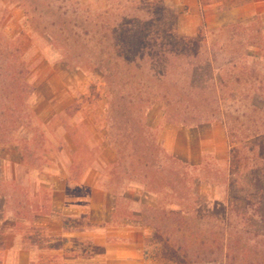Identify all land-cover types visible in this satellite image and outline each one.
Returning a JSON list of instances; mask_svg holds the SVG:
<instances>
[{
  "label": "rangeland",
  "instance_id": "1",
  "mask_svg": "<svg viewBox=\"0 0 264 264\" xmlns=\"http://www.w3.org/2000/svg\"><path fill=\"white\" fill-rule=\"evenodd\" d=\"M263 14L264 0H0V242L4 241L0 264L13 260L3 249L17 247L26 229L16 225L13 205H22L23 193L11 179L18 175L16 182L21 185L35 182V173L19 163L22 153L32 150L18 149L41 128L38 120H48L55 107L71 103L84 107L78 119L107 110L111 132L122 139L121 130L127 136L134 124L129 102L137 106L133 114L139 108L163 106L166 115L179 119L173 125L224 122L231 175L229 188L217 187L210 193L201 185V195L194 201L185 188L183 198L189 205L179 216L168 214L173 210L163 203L150 208L146 216L150 231L131 233L137 238L142 232L150 236L132 241L138 251L133 261L264 264ZM112 25L117 41L115 70L108 59L107 30ZM160 31L177 33L183 45L193 47L190 56L185 53L177 62L175 73L162 74L154 60L140 54ZM50 36H55L54 42ZM124 41H130L129 50ZM61 52L76 58L64 59ZM120 52L126 56L119 57ZM191 60L196 64L194 73L188 67ZM80 62L88 68L76 67ZM154 66L155 74L149 72ZM103 68L115 75L114 89H109ZM155 109L149 113L153 120L163 113ZM165 122L170 123L168 116ZM76 222L71 225H79ZM81 226L92 230L90 222L83 220ZM105 233L99 252L103 247L117 255L132 245L120 240L116 228L107 227ZM25 235V243L40 245L36 231L26 229ZM128 259L113 263L128 264Z\"/></svg>",
  "mask_w": 264,
  "mask_h": 264
},
{
  "label": "crops",
  "instance_id": "2",
  "mask_svg": "<svg viewBox=\"0 0 264 264\" xmlns=\"http://www.w3.org/2000/svg\"><path fill=\"white\" fill-rule=\"evenodd\" d=\"M71 105L57 106L48 120H38L41 128L36 129L44 135L46 151L33 148L22 153L19 163L35 173V182L18 187L23 201L14 216L16 225L36 231L40 245L25 243V229L17 247L3 249L6 258L13 257L4 264H114L127 258L128 264H136L138 251L132 241L150 236L142 232L137 238L131 233L150 231L146 219L150 208L163 203L181 213L189 205L183 198L185 188L193 201L201 195V185L210 193L217 187L229 188L230 145L224 122L173 125L160 116L148 126L149 140L154 134L166 154L149 167L146 160L137 159L128 167L107 122L108 111L78 119L84 107ZM83 220L91 223V231L83 229ZM73 222L79 225L72 226ZM107 227L116 228L121 241L132 243L130 249L117 255L103 247L99 252ZM89 241L92 251L87 249Z\"/></svg>",
  "mask_w": 264,
  "mask_h": 264
},
{
  "label": "trees",
  "instance_id": "3",
  "mask_svg": "<svg viewBox=\"0 0 264 264\" xmlns=\"http://www.w3.org/2000/svg\"><path fill=\"white\" fill-rule=\"evenodd\" d=\"M114 27L115 26L112 25L107 30L110 33L109 51L111 54L109 56L110 58H108V59H109V65L111 66L112 70H115L114 63L112 61L114 60V58H116V55H117L114 53V49H115L116 44H117L116 43L117 41L115 40L116 33L114 32L115 31ZM164 37L169 38V40L165 41ZM50 38H51L52 42H54L56 39L55 36H50ZM71 39L72 38L69 37L66 39V41H69ZM135 41L136 40L132 41V44H134ZM129 45H130V41L125 42V48H127L126 50L130 49ZM141 49H142V51L140 52V54L143 55L144 58L149 59L150 61L154 60V63H155L154 65H156V66L159 65L162 68V74H169L171 71H173L174 73L177 72L179 69L177 62H180V59L182 57H184L185 53L188 56H190V54H188V52L193 51V47L191 45H189V44H188V46L183 45V41H182L181 37L178 36L177 33L172 34L170 32H166V31H160L159 33L153 34L150 38L149 46L145 47V45H143L141 47ZM61 54H62L64 59H66L67 56H73L74 60L76 58L74 56V54L67 55L64 52L63 53L61 52ZM124 56H126L125 53H123V52L119 53V57L123 58ZM155 56H160L166 60L165 61L164 60L157 61ZM73 59H71V61H73ZM100 61H102V59H100ZM61 62H63V61H61ZM195 65L196 64L192 60L188 63V67L193 68L192 69L193 73L196 72L195 71V68H196ZM156 66L152 67L149 70V72L155 74L154 68ZM76 67H80L83 70H86L88 68V66L84 62L78 63V65H76ZM99 69H101V67ZM103 69L107 72L105 75H106V80L108 82L109 89H112V88L114 89L115 88V75H108L109 71H111V70H109L107 68H103ZM172 75H173V73H172ZM38 87L39 86H36L35 89L37 90ZM22 95H23L22 97H24L23 92H22ZM163 98L166 99L167 96H164ZM129 104H131V105H127V107L129 106L128 110H130L129 116L131 117L134 124H132V126L130 128L128 127L127 136H126L125 132L121 130V132L124 133V135H122V139H118L120 137L114 134V136L116 138V143H117V146L119 147V149L121 151L122 160L124 161V163H126L128 165V167L133 166V164L130 163V160H136V159L140 160V161L146 160L145 166L149 167L150 162H152V164H154L157 161V163H158L159 160L161 159V157L163 158V154L165 153L163 151V149L157 144L154 134H151L152 135L151 141L149 140V133H148L149 127L148 126L150 123H154L156 121L157 117L159 116L158 115L156 117V119L153 120V117H155V116H153L154 114H152V116H150L149 113L156 108L155 109L156 112H159V111L163 112L161 115L162 116L161 118L164 122H165L166 116L169 117V122L173 123V124H177L179 122V119H177V116H173L170 113H167V115H166V111L164 110L163 106L162 107H155V108L152 106L151 107L149 106L145 109L139 108L133 114V110L137 106H132L131 102H129ZM112 106H114V105L112 104ZM156 112H155V115L158 114V113L156 114ZM136 113H139V114L137 115ZM126 115H128V113H126ZM164 116H165V118L163 119ZM26 118H27V116H26ZM118 119H119V117H118ZM116 121L117 120L113 118L112 123H111L113 125V127H112L113 130L116 129V124H115ZM138 121H140V122H138ZM107 122H108V120H107ZM36 132H39V133L37 134ZM128 135H129V137H128ZM25 139L26 140L24 142V145L19 149L17 147V149L20 152L24 151V148H26V147L28 148V150H32V151H33V148H35V150L38 152L47 150L45 145H44V135L42 134V132L40 130L36 129L32 135L27 136V138H25ZM123 139H124V144L122 142V144L120 145L119 142ZM18 141H20V139ZM22 142H23V140H22ZM24 146H26V147H24ZM124 168H125L124 172L127 175V173H129V171L127 170V167H124ZM11 180H12V182H14L16 184L17 188L21 185V184L16 182V180H17L16 178H12ZM1 182L6 183L8 181H6V179L5 180L1 179ZM13 206L15 209L14 212L17 213L19 204H18V206H16V205H13ZM168 214L178 215V216L180 215V213H178L176 211L170 212ZM1 243L2 242H0V245H1ZM256 264H263V263L258 262Z\"/></svg>",
  "mask_w": 264,
  "mask_h": 264
}]
</instances>
